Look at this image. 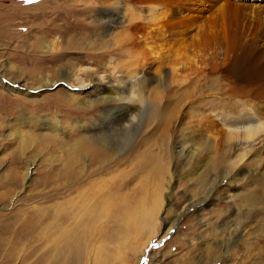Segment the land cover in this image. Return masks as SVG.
<instances>
[{
	"label": "bare ground",
	"instance_id": "1",
	"mask_svg": "<svg viewBox=\"0 0 264 264\" xmlns=\"http://www.w3.org/2000/svg\"><path fill=\"white\" fill-rule=\"evenodd\" d=\"M77 4L95 12L103 31L101 34L109 37L104 53L116 52L127 69L119 72L117 79L112 69L103 72L86 69L85 79L70 69L64 71L59 80H40L41 85H54L59 81L71 89H78V95L87 97L62 99L60 107L80 105L86 113L93 115L88 119L90 125L86 126L81 119L78 121L84 128V135L75 138L71 147L81 152L86 163L81 169L78 158L74 157L72 161L69 182L73 195L65 211L69 224L60 221L65 213L57 203V212L53 216L56 233L50 243L53 247L43 260L53 252L54 264L96 262L105 241H117L120 248L135 250V244H127L134 240L138 248L140 245L145 247L159 223L163 192L166 187L173 186L174 158L177 155L183 159L189 157L190 140L183 138L173 144L164 143L157 152L145 147L139 151L137 163L134 157L122 162L115 158L124 146L122 139L135 128L136 136L142 139L154 136L161 129L164 136L179 129L183 117L176 108L168 113L165 86L176 82L182 86L186 80L214 82L216 107L212 124L215 132L212 138H205L210 148L204 147L198 152L201 158L197 163L213 159V163H208L213 168L217 161H225L232 170L218 189L228 184L224 197L234 204L237 190L245 187L243 201L251 206L252 213L249 223L264 216V184L259 189L247 187L255 182L254 176L264 175V0H80ZM37 43L44 50H51L50 42ZM116 67L115 64L112 66L113 69ZM73 78L78 86L71 83ZM7 81L10 82L7 88H15L12 86L15 80ZM153 83L157 85L152 86ZM235 96L241 97L242 101L235 100ZM154 121L157 122L153 124ZM21 122L43 125L53 134L59 133L55 119L38 117ZM15 133L24 144L31 140L28 135L25 138L18 126H15ZM203 138L196 134L193 142L200 146L204 144ZM223 145L227 151L216 157L214 154H218ZM107 148L111 157L106 156L109 154ZM193 149L196 153L199 151L195 146ZM128 160L138 164L134 168L136 174L130 179V172H124V178L129 179L119 183L115 180L114 166ZM245 172L250 178L233 183L232 179ZM88 179L91 180L86 186ZM130 191L134 194L132 202ZM59 194L57 191L55 195ZM189 198L192 200L187 206L195 204L197 208L209 201L207 197L199 201H195L198 197ZM46 208L38 210L35 229L50 216H46ZM109 221L117 227L115 230L107 228ZM162 221L164 226L173 225ZM28 228L31 230L32 227ZM227 230H235L241 237L247 232L244 227ZM102 255L106 258L110 253ZM108 261L105 260L107 264Z\"/></svg>",
	"mask_w": 264,
	"mask_h": 264
},
{
	"label": "rangeland",
	"instance_id": "2",
	"mask_svg": "<svg viewBox=\"0 0 264 264\" xmlns=\"http://www.w3.org/2000/svg\"><path fill=\"white\" fill-rule=\"evenodd\" d=\"M77 1L80 2L34 0L26 4L25 0H0V264H54L53 252L45 261L43 258L53 247L50 243L56 233L53 219L57 212L56 204L60 203L64 208L65 214L60 221L64 225L69 224L68 212L65 211L73 195L69 182L72 161L74 157L78 158L81 169L86 163L81 152L71 147L75 138L84 135V128L78 121L81 119L86 126L90 125L88 119L93 115L86 113L80 105L71 108L59 105L62 99H84L86 95H78V89H71L59 81L54 85H41L40 80H59L63 72L70 69L84 79L86 69L98 72L112 69L117 79L119 72L127 69L116 52L104 53L109 37L101 34L103 31L99 28L95 12L85 10ZM37 41L50 42L53 50H44ZM114 64L116 69L112 68ZM11 79L16 82L13 89L6 86L10 83L7 80ZM71 83L78 86L74 78ZM178 84L165 86L168 90L165 92L168 113L176 108L179 116L183 117L179 129L171 132L170 136L167 133L166 137L161 129L154 136L142 139L136 136L135 128L122 139L124 146L115 158L122 162L134 157L137 163V155L145 147L157 152L164 143L173 144L183 138L190 140L188 144L192 150L188 152L189 157L183 159L177 155L174 158L175 167L170 176L173 186L166 187L163 192L164 204L156 230L145 247L140 245L138 248L134 240L128 241L129 246L135 244V250L132 247L120 248L117 241H105L100 254L108 252L110 255L105 258L101 254L99 261H89L88 264H107L105 260H110L109 264H264V216L260 215L249 223L251 206L243 201L246 188L237 190V200L232 204L224 197L228 184L218 189V185L228 178L232 167L225 161H217L211 168L208 163H213V159L197 163L201 158L198 152L204 147L210 148L205 138H212L215 132L212 124L216 107L214 82L186 80L182 86ZM234 99L242 101L241 97L235 96ZM38 117L55 119L60 127L59 133L53 134L43 125L21 122L22 119ZM15 126L25 138L29 136L27 138L31 140H26L27 144L16 137ZM196 134L204 136V144L199 146L193 142ZM193 146L199 148L197 153ZM107 151L109 154L106 156H110L108 148ZM226 151L223 145L214 155L221 157ZM135 163L128 160L114 166L115 180L120 183L129 177L131 179L136 174L134 168L138 164ZM128 171L131 175L124 178L123 173ZM246 177L250 178L247 172L232 180L238 183ZM91 179L86 181V186ZM254 179L255 182L247 187L262 188L264 175L254 176ZM57 191H60L59 196L55 195ZM130 192L132 202L134 194ZM191 196L198 197L195 201L206 197L209 201L201 208L195 204L187 206ZM45 207L46 216L51 217L48 216L35 229L38 210ZM162 220L173 225L164 226ZM112 223L109 221L107 228L115 230L117 227ZM237 227L247 230L243 237L235 230H227Z\"/></svg>",
	"mask_w": 264,
	"mask_h": 264
},
{
	"label": "snow or ice",
	"instance_id": "3",
	"mask_svg": "<svg viewBox=\"0 0 264 264\" xmlns=\"http://www.w3.org/2000/svg\"><path fill=\"white\" fill-rule=\"evenodd\" d=\"M32 2H33V0H25L26 4H29V3H32Z\"/></svg>",
	"mask_w": 264,
	"mask_h": 264
}]
</instances>
